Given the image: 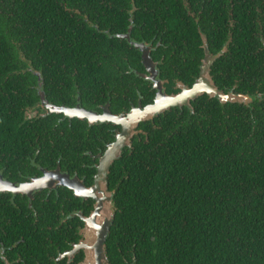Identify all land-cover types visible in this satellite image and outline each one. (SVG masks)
Instances as JSON below:
<instances>
[{
  "label": "flooded vegetation",
  "instance_id": "1",
  "mask_svg": "<svg viewBox=\"0 0 264 264\" xmlns=\"http://www.w3.org/2000/svg\"><path fill=\"white\" fill-rule=\"evenodd\" d=\"M140 4L100 0L93 8L74 12L58 8L45 13L46 17L35 16L36 21L46 22L40 48L48 55L46 60L37 57L41 49L38 42L33 43L36 81L22 82L25 89L19 93L13 88L20 84L16 77L27 76H0V124L21 128L18 132L2 130L1 135H8L0 137V264H83L85 252L79 244L85 220L96 204L88 190L95 184L101 160L125 127L133 130L119 158L137 152V144L145 150L149 127H158L160 116L192 108L191 102L200 96L189 105L171 107L137 124L130 116L154 104L159 85L167 95L175 96L193 88L201 76L206 51L214 58L209 70L214 78L212 67H217L223 51L213 48L202 28L191 24L190 18L199 23L194 5L200 2L180 0L176 9L159 7L160 13L148 9L147 1ZM149 20L157 21V34L147 30ZM185 20L193 26L187 37L167 34L170 25ZM194 29L200 39L195 38ZM88 39L89 45L85 43ZM135 44L148 48L150 60ZM156 50L158 57L154 58ZM37 60L49 67L46 76L33 67ZM234 89L219 87L226 96H244L249 101L220 103L248 106L256 100V110L263 111L264 94L250 96ZM207 97L220 101L218 96ZM5 111L14 112L13 121H3ZM76 111L83 113L77 116ZM108 191L113 203L109 181ZM8 230L19 239L10 236L7 241Z\"/></svg>",
  "mask_w": 264,
  "mask_h": 264
},
{
  "label": "trees",
  "instance_id": "2",
  "mask_svg": "<svg viewBox=\"0 0 264 264\" xmlns=\"http://www.w3.org/2000/svg\"><path fill=\"white\" fill-rule=\"evenodd\" d=\"M99 1L0 0V76H27L16 77L20 84L13 86L23 93L21 83L38 76L32 69L33 43L41 49L44 39L46 22L34 17L58 8H93ZM134 1H147L148 9L160 13L159 7L176 9L180 0ZM197 1L199 23L190 18L191 24L223 51L212 67L216 87L264 94V0L192 3ZM157 28V21L149 20L147 30L157 34ZM192 30L185 20L170 25L167 34L185 38ZM40 52L37 57L46 60L45 49ZM153 56L158 57L157 50ZM44 60L33 63L42 76L49 68ZM204 95L191 102L192 108L160 116L158 127H149L145 150L137 144V152L112 163L107 179L114 203L106 241L110 264H264V109L256 110V100L250 106L222 104ZM1 115L4 122L15 117L8 111ZM2 130L21 128L2 122L0 137L7 136ZM8 232L5 239H19Z\"/></svg>",
  "mask_w": 264,
  "mask_h": 264
},
{
  "label": "water",
  "instance_id": "3",
  "mask_svg": "<svg viewBox=\"0 0 264 264\" xmlns=\"http://www.w3.org/2000/svg\"><path fill=\"white\" fill-rule=\"evenodd\" d=\"M143 57L150 60V53L144 44H135ZM214 58L206 51V58L202 65L201 76L197 80L193 88L188 89L181 95H167L162 85L157 86V97L154 104L145 109H137L130 116V120L137 124L140 120L152 119L162 111L174 106L189 105L191 99H195L207 93L209 96H218L220 102L226 101L241 103L235 97L226 96L220 91L211 77L209 76L210 66ZM83 111H76L75 115L80 116ZM114 121H119L118 118H113ZM133 128L125 127L124 132L119 135L118 142L111 146L98 168V174L95 178L94 186L88 190V195L95 201V209L91 215L86 218L85 228L83 230V239L79 247L85 252L83 264H110L107 251L106 241L109 236L110 228L114 219V211L112 209V194L108 191V174L114 160L121 155V148L128 144V139L131 138ZM68 186H71L69 183Z\"/></svg>",
  "mask_w": 264,
  "mask_h": 264
},
{
  "label": "rangeland",
  "instance_id": "4",
  "mask_svg": "<svg viewBox=\"0 0 264 264\" xmlns=\"http://www.w3.org/2000/svg\"><path fill=\"white\" fill-rule=\"evenodd\" d=\"M235 97L236 100L243 102V103H247L249 101V99H246L247 97L244 96H239V95H233L232 98ZM112 209H113V204H112ZM114 211V209H113Z\"/></svg>",
  "mask_w": 264,
  "mask_h": 264
}]
</instances>
